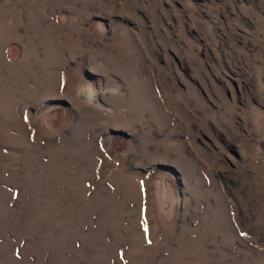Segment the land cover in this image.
I'll return each mask as SVG.
<instances>
[{"label": "rangeland", "instance_id": "obj_1", "mask_svg": "<svg viewBox=\"0 0 264 264\" xmlns=\"http://www.w3.org/2000/svg\"><path fill=\"white\" fill-rule=\"evenodd\" d=\"M0 264H264V0H0Z\"/></svg>", "mask_w": 264, "mask_h": 264}, {"label": "bare ground", "instance_id": "obj_2", "mask_svg": "<svg viewBox=\"0 0 264 264\" xmlns=\"http://www.w3.org/2000/svg\"><path fill=\"white\" fill-rule=\"evenodd\" d=\"M113 63V62H112ZM4 77V76H3ZM4 83V82H3ZM11 87V86H10ZM12 88V87H11ZM3 89H6V88H3Z\"/></svg>", "mask_w": 264, "mask_h": 264}]
</instances>
